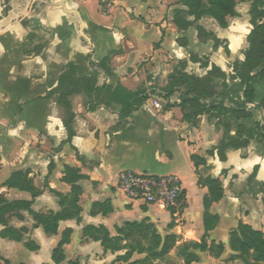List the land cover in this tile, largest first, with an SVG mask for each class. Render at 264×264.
Masks as SVG:
<instances>
[{
    "label": "crops",
    "instance_id": "crops-1",
    "mask_svg": "<svg viewBox=\"0 0 264 264\" xmlns=\"http://www.w3.org/2000/svg\"><path fill=\"white\" fill-rule=\"evenodd\" d=\"M249 8V0L239 2L237 16L227 18L225 29L202 18L198 25L213 38H199L194 27L179 30L174 25L175 10L184 8L173 0H107L104 7L94 1L0 0V195L31 201L35 213L58 212L55 193L67 195L71 189L62 181L64 168L81 176L75 183L80 220L59 222L51 235L34 228L25 211L21 219L8 218V226L22 239L0 237L2 264H55L51 255L65 230L71 233L59 264H124L116 258L127 248L104 250L100 242L83 237V228L102 226L125 246L135 239L118 229L142 221L162 239L176 240L169 254L153 264H184L175 255L177 248L199 243L205 234L203 198L208 190L199 177L221 185L223 197L209 208L218 222L206 241L220 243L223 251L217 258L194 251L198 262L192 264H242L226 259L232 254L229 234L239 222L264 234V146L251 140L244 148L226 150L223 162L218 149L222 141L236 137L238 125L251 130L264 124V112L255 108L264 97V80L254 87L249 118L211 111L198 116L195 126L183 120L178 106L183 89L165 98L164 88L174 71L202 78L215 66L226 75L229 98L241 101V85L231 75L248 47ZM68 65L75 67V77L57 90ZM75 78H91L98 88L144 89L148 96L139 110L122 119L119 105L108 102L105 93L90 96ZM92 99L95 109L89 111ZM64 122L73 131L70 141ZM126 170L177 176L185 191L177 215L127 199L115 187L118 173ZM17 171L28 173L39 193L34 199L3 186ZM27 241L34 250L26 249ZM144 257L135 252L131 261Z\"/></svg>",
    "mask_w": 264,
    "mask_h": 264
},
{
    "label": "trees",
    "instance_id": "trees-1",
    "mask_svg": "<svg viewBox=\"0 0 264 264\" xmlns=\"http://www.w3.org/2000/svg\"><path fill=\"white\" fill-rule=\"evenodd\" d=\"M176 5L184 9H177L173 15V23L179 30H186L194 27L199 38H213L211 34L204 33L198 25V21L204 17L213 19L221 28L228 26L227 18L237 16L236 6L242 0H173ZM249 17L252 29L247 36L248 47L244 52V60L233 64V79L239 80L242 88V100L235 101L229 98L226 91V75L219 68L212 66L205 77L199 78L194 75H188L182 70L174 71L168 79L164 88V97L182 88L179 96V107L183 113V120L195 126L197 118L204 113L215 111L219 114H230L235 119L249 118L251 116L248 105L253 104L254 87L257 83L264 80V0H249ZM190 18H192L190 20ZM91 65H94L91 63ZM201 65L207 66V63L201 62ZM75 77V67L68 65L65 72L59 79V90L62 85L71 83ZM76 85L82 84L90 96L97 94L101 96L106 94L108 102L116 103L120 106L119 116L124 119L132 113L139 110L147 99L148 92L144 89L135 92H129L121 86L111 90L104 87H96L95 80L91 78H75ZM218 80H222L220 85ZM221 88V91L217 89ZM210 102L207 103V100ZM93 99L88 107L93 111ZM62 102V98H58ZM227 104V107L224 104ZM264 112V97L255 107ZM67 130V141L73 136V131L67 122H64ZM251 140H256L264 146V124H257L253 129L246 130L242 125L237 126L235 138H229L228 141H222L218 149V158L221 162L225 161V152L228 149H240L246 147ZM195 166L196 158L191 157ZM254 175V173H253ZM81 179L78 170L65 167L62 181L71 186L67 195L55 193L58 199L60 210L58 212H49L47 214L35 213L31 210V201H9L0 195V225L3 230L0 232L1 238H8L14 241H21L22 235L18 230L8 226L7 220L12 216L21 219V211H25L31 217L35 227H41L46 234L55 235L58 224L65 220H80L81 209L78 206V188L75 183ZM199 184L206 187L208 192L203 198V225L205 234L199 243L184 242L177 248V257L184 264L198 262V257L194 251L208 252L212 257H219L222 254L223 246L213 241L207 243V233L217 224L218 217L209 213L212 203L218 202L223 197L220 182L211 177H199ZM4 187L17 189L30 194L34 199L39 193L35 190L28 173L24 171L14 172L4 183ZM173 215V213H171ZM120 235L125 237H134L135 241L121 246L122 241L119 238L111 239L108 231L100 226H86L83 228L82 235L93 241H98L104 250H120L127 248L123 256L116 258L124 264H153L158 260H163L175 246V237L167 236L164 239L155 231L151 225L145 221L140 223H126L123 228L118 229ZM70 230L62 233L61 240L53 250L51 258L53 263L59 264L63 261L62 246L68 241ZM229 249L232 254L230 261L239 260L242 264H264V234L253 230L250 226L238 223L237 227L229 234ZM26 249L32 251L35 249L33 242H25ZM144 254L145 257L140 260L131 261L134 253ZM0 264L2 259L0 258Z\"/></svg>",
    "mask_w": 264,
    "mask_h": 264
},
{
    "label": "built area",
    "instance_id": "built-area-1",
    "mask_svg": "<svg viewBox=\"0 0 264 264\" xmlns=\"http://www.w3.org/2000/svg\"><path fill=\"white\" fill-rule=\"evenodd\" d=\"M78 1H94L102 7L107 4V0ZM115 187L131 202L155 205L173 215H177L185 203L184 188L175 175L157 176L126 170L118 173Z\"/></svg>",
    "mask_w": 264,
    "mask_h": 264
},
{
    "label": "rangeland",
    "instance_id": "rangeland-1",
    "mask_svg": "<svg viewBox=\"0 0 264 264\" xmlns=\"http://www.w3.org/2000/svg\"><path fill=\"white\" fill-rule=\"evenodd\" d=\"M175 255L177 256V254L175 253ZM227 259V261H230V256L228 257V258H226Z\"/></svg>",
    "mask_w": 264,
    "mask_h": 264
}]
</instances>
